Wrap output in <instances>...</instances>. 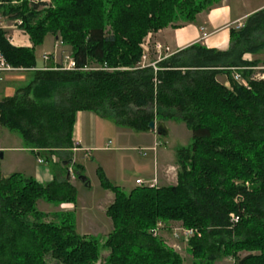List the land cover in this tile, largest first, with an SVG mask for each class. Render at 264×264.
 <instances>
[{
  "label": "trees",
  "instance_id": "1",
  "mask_svg": "<svg viewBox=\"0 0 264 264\" xmlns=\"http://www.w3.org/2000/svg\"><path fill=\"white\" fill-rule=\"evenodd\" d=\"M52 2L53 7L30 0L0 4V16L19 22L31 44L11 45L0 28V54L10 67L32 71L26 85L0 99L2 128L34 154L67 158L76 147L73 129L82 111L140 133L150 132L152 121L175 119L191 134V143L176 150L175 186H137L126 194L98 168L101 188L115 195L107 210L110 252L101 264H182L153 236L159 221L181 222L195 232L187 243L197 264H214L221 256L234 264H264V80L252 79L257 60L244 58L264 49V9L229 30L227 50L193 44L153 67L140 65L146 35L176 28L180 16L193 22L203 2ZM47 35L59 36L70 48L73 69L37 68L34 48ZM234 70L247 86L234 80ZM70 166L82 175L81 166ZM76 196L69 179L42 185L20 173L0 175V264H95L94 241L79 237L70 222H43L35 210L38 199L63 204Z\"/></svg>",
  "mask_w": 264,
  "mask_h": 264
},
{
  "label": "rangeland",
  "instance_id": "2",
  "mask_svg": "<svg viewBox=\"0 0 264 264\" xmlns=\"http://www.w3.org/2000/svg\"><path fill=\"white\" fill-rule=\"evenodd\" d=\"M221 1L222 0H195L196 3L202 4L203 2V9L200 13L208 11ZM263 1L264 0H255L256 4ZM30 2L31 4L33 2L44 3L48 7H53L52 0H30ZM15 3L16 2H13V4ZM184 23L187 22L181 16L173 22L175 27ZM1 26L13 27L14 23L11 20H7L6 17H3ZM240 27L241 25L235 29ZM7 32L9 34L11 30ZM157 32H149L143 39L140 45L142 49L140 65L150 64V61L153 59L157 61L160 59L161 55L167 53L155 36ZM53 37L52 35H47L42 45L35 48L34 55L37 67L43 66L44 61L42 58L44 55L52 54L58 61L63 60V63L67 61V58H70V48L62 45L59 36L54 37L55 41H53ZM254 60H257L259 63L254 69V75L264 72V49L252 55L250 61ZM46 62L48 61H45V63ZM17 75L19 74L17 73ZM24 77L26 80L15 84L12 88L11 95L14 94L18 87H22L28 83L31 74H25ZM217 79L221 83L227 81L224 75H219ZM94 125L88 126L87 138H89V141L94 140L91 147L93 145L95 149L88 151L83 150L82 152L72 154L70 158L56 155L57 165L54 164L51 158H46L45 156L39 158L30 156V159L25 162L20 158V155L23 154L21 152L6 153L3 159L0 158V173L3 175H10L19 171L31 173L29 172L32 171L29 170V167H31L34 170L36 168V176H31L33 179H35V177L37 178V176H42V178L51 176V179L56 177V179L61 181L65 179L66 173L72 175L75 184H77V196L74 203L52 204L46 201L45 198H41L36 201L35 210L42 216L43 222H51L56 225L69 224L70 222L74 232L79 237L94 241L99 250V258L95 264H101L104 262L105 258L109 256L110 252L109 249L105 247V242L107 236L113 229V224L111 218L107 214V210L114 203L115 195L112 191L101 188L97 177L98 168L102 169L106 179L111 185L119 187L124 193L128 194L132 189L137 187L135 184L136 179H140L147 183L152 179H157L156 175L152 178H150V176L157 173L154 164L155 158H157V152H159L161 154L159 159L163 160L165 163L171 162L170 164L173 166L168 170V176L165 177L166 182L160 183L161 186H159L160 184L157 182L156 187L175 186L177 184L178 171L176 150L187 147L191 143V134L183 122L175 119L170 120V122L166 124L168 129H170L169 135L166 137H161L152 133L149 134V132H135L127 128L116 126L110 120L100 118L96 119ZM4 130L6 129L4 128ZM1 132L2 131H0V143L3 145L5 139ZM3 132L9 131L6 130ZM8 134H10L8 135L10 136V145L15 148L18 147L21 144L19 143L21 141H17L20 140L18 135L12 132ZM152 147H155V150H153ZM143 150H148L145 156L141 155ZM1 152L2 151H0V153ZM39 159L42 160L41 164L39 162L37 164L36 162V160ZM69 159L74 160L75 164L81 166L83 169L82 176L90 181L89 187L84 186L78 181L71 166L66 168L67 165L61 163ZM57 170L61 172V176L58 178L56 176L58 174ZM40 183L44 185L46 182ZM28 219L32 221L34 216L31 215ZM155 228L159 229L156 237L160 238L166 246L173 249V251L178 254L182 264H197L187 243L188 239L195 234L194 231L192 233L190 228L187 229L183 227L181 222L174 221L167 223L159 221ZM185 230H188L189 234L185 235ZM245 255V252H240L238 254L241 258ZM48 262L49 264L54 263L52 260H48ZM214 264H234V260L229 257L221 256Z\"/></svg>",
  "mask_w": 264,
  "mask_h": 264
},
{
  "label": "crops",
  "instance_id": "3",
  "mask_svg": "<svg viewBox=\"0 0 264 264\" xmlns=\"http://www.w3.org/2000/svg\"><path fill=\"white\" fill-rule=\"evenodd\" d=\"M260 2V1H257ZM264 9V1L261 3L256 4L255 0H222L220 3H218L213 8L209 9L208 11H204L202 13H199L195 20L193 22H187L184 24L179 25L176 28H165L163 30H160L155 34L157 39L160 42V45L164 47V51H167L165 55H161V58L167 57L173 53H175L178 50L184 49L188 46H191L193 44H199L201 46H204L209 49H217V50H227L229 46V30L231 28H236L239 25H243L246 18L259 11ZM13 28V29H12ZM11 30V33L8 34V40L10 41V44L15 47H24V48H30L31 44L28 39L27 34H25L23 31H21L19 28L16 27H9L6 29ZM206 33V38H202V34ZM53 41H55V38L53 37ZM35 51V48H34ZM252 55H245L244 58L246 60H251ZM149 58V57H148ZM156 60L153 59L150 61V64L154 63ZM66 66V62L63 63V60H59L55 57H50L48 62L43 63V66L37 67V68H47L50 66ZM17 73L19 75H17ZM25 74H31L32 77V71H22V70H15L12 72H6L2 75V78L0 80V99L3 97H9L12 96V88L17 84L18 82H22L26 80L24 77ZM31 79V78H30ZM225 85L226 82H223ZM95 114L90 112H78L76 115V121L73 129V141L75 144V148L72 150V154H76L78 152L93 150L95 147H91V144L93 141H89V138H87V130H89L88 126L94 125L96 119H98ZM170 122V120L165 121L164 125L166 130L168 131V135L170 132V129L167 127V123ZM95 126V125H94ZM93 126V127H94ZM0 131L3 134V137L5 139V142H3V145L0 143V158H4L6 153H15V152H21L23 154L20 155L21 160L28 161L30 159V156H34V158H39L41 156H45L46 158H51L54 164H56V155L49 154L47 152H41V154H34L30 150L26 149L23 146V143H21L18 147H13L9 143L10 134L9 132H3L6 131L4 128L0 126ZM156 134L153 131H150L149 134ZM167 135V136H168ZM18 139V138H17ZM154 144V142H153ZM160 153L157 152V155L155 158V164L154 167L156 168L157 173L150 176L152 178L154 175H156L157 182L163 183L165 181V177L168 176V170L171 165L170 163H165L163 160H160ZM41 160V159H39ZM42 161V160H41ZM38 164V160H36ZM63 164V161L61 162ZM74 163V160L73 162ZM41 164V163H40ZM57 165V164H56ZM64 165V164H63ZM40 168V167H39ZM29 171L31 173H24V171H19L17 173L24 174L25 177L29 176L32 178V175L36 176V168L35 170L29 167ZM59 170V169H58ZM57 170V178L61 176V172ZM1 176L6 177L8 175H3L0 173ZM68 173H66L65 179L70 178V183L76 188L77 190V184H75V180L72 177V175L68 178ZM51 176H45L42 178V176L35 177V180L40 182H46L45 184L51 182L53 179H56L54 177L51 179ZM149 178V179H150ZM162 178V180H161ZM41 179V180H40ZM51 180V181H50ZM59 180V179H57ZM90 184V181H88ZM41 184V183H40ZM44 184V185H45ZM43 185V184H42ZM161 186V184L159 185Z\"/></svg>",
  "mask_w": 264,
  "mask_h": 264
},
{
  "label": "built area",
  "instance_id": "4",
  "mask_svg": "<svg viewBox=\"0 0 264 264\" xmlns=\"http://www.w3.org/2000/svg\"><path fill=\"white\" fill-rule=\"evenodd\" d=\"M0 4H1V0H0ZM2 20H3V18L0 16V28H2V29H4V30H6L7 28H8V26L7 27H5V26H1V23H2ZM20 23L19 22H14V27H16V28H18V25H19ZM206 36H207V34L206 33H203L202 34V38H206ZM11 40H9V42H10ZM48 58H49V55H44L43 56V61H47L48 60ZM159 60H161V59H158L157 61H159ZM150 66H155V62L154 63H152V64H149ZM143 66V65H142ZM75 67V64H74V61L71 59V58H67V61H66V66H65V68L66 69H73ZM255 68H253V70H254ZM15 70H17V69H14V68H12V67H10L6 62H5V60H4V58H3V56L0 54V80H1V77H2V75L4 74V73H6V72H12V71H15ZM233 78H234V80L235 81H237V82H239L240 84H242V85H244V86H247V82L234 70V74H233ZM253 80H264V72H262V73H258V74H256V75H254L253 76V78H252ZM153 148V147H152ZM155 148V147H154ZM153 148V150H155ZM150 150V149H149ZM146 151H148V150H143V152H142V156H145L146 155ZM38 162L39 163H41L42 161L41 160H38ZM149 183H147V182H143L142 180H140V179H136L135 180V184L137 185V186H139V187H150V188H153V187H156V184H157V179H152V180H150V181H148ZM232 219H234V221H236V219L232 216ZM158 231H159V229L157 228V229H155L154 231H153V236H157L158 235ZM190 233H191V230H190ZM192 233H193V231H192ZM184 234L186 235V234H189V232H188V230H185L184 231Z\"/></svg>",
  "mask_w": 264,
  "mask_h": 264
},
{
  "label": "water",
  "instance_id": "5",
  "mask_svg": "<svg viewBox=\"0 0 264 264\" xmlns=\"http://www.w3.org/2000/svg\"><path fill=\"white\" fill-rule=\"evenodd\" d=\"M148 128L150 131H153L156 133V135L161 136V137H166L168 135V131L165 128L164 122L162 121H152L149 123ZM73 160L69 159L67 161H64L63 164L64 165H69L72 164ZM70 174L68 175L69 178ZM77 179L80 183H82L84 186L89 187V183L88 180L86 179V177L79 175L77 176Z\"/></svg>",
  "mask_w": 264,
  "mask_h": 264
},
{
  "label": "bare ground",
  "instance_id": "6",
  "mask_svg": "<svg viewBox=\"0 0 264 264\" xmlns=\"http://www.w3.org/2000/svg\"><path fill=\"white\" fill-rule=\"evenodd\" d=\"M145 56V55H144ZM160 227V226H159Z\"/></svg>",
  "mask_w": 264,
  "mask_h": 264
}]
</instances>
